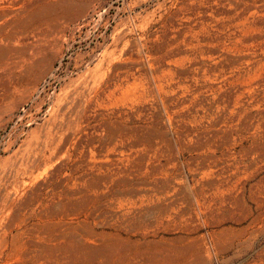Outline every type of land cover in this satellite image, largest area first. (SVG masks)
<instances>
[{"label": "rangeland", "instance_id": "rangeland-1", "mask_svg": "<svg viewBox=\"0 0 264 264\" xmlns=\"http://www.w3.org/2000/svg\"><path fill=\"white\" fill-rule=\"evenodd\" d=\"M0 264H264V0H0Z\"/></svg>", "mask_w": 264, "mask_h": 264}, {"label": "bare ground", "instance_id": "bare-ground-1", "mask_svg": "<svg viewBox=\"0 0 264 264\" xmlns=\"http://www.w3.org/2000/svg\"><path fill=\"white\" fill-rule=\"evenodd\" d=\"M59 133L57 130L50 133V135L43 140L38 146L35 148L31 157L27 159L25 164L24 171L29 172V174H33L32 168L37 165H46L48 162L55 161L59 158V153L61 151V146L58 141Z\"/></svg>", "mask_w": 264, "mask_h": 264}]
</instances>
